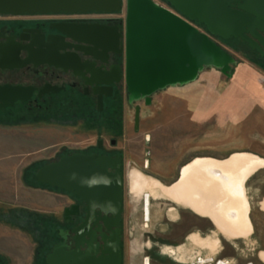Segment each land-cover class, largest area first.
<instances>
[{"label":"rangeland","instance_id":"rangeland-1","mask_svg":"<svg viewBox=\"0 0 264 264\" xmlns=\"http://www.w3.org/2000/svg\"><path fill=\"white\" fill-rule=\"evenodd\" d=\"M189 24L195 29L194 24ZM198 29L206 34L201 26ZM218 44L229 53V44ZM219 61V67L226 63L225 58H219ZM204 65L205 62H199L195 66L193 77L199 72L195 81H188L180 89L158 90L148 97L149 104L145 103V97L130 102L126 92L119 124L104 123L97 127L83 118L51 116L0 122V264H36L37 249L44 234L41 224L51 219L50 211L56 203L49 189L26 185L22 179L26 168L48 162L62 147L84 148L94 144L98 136L106 143L114 140L116 148L124 151V264H145L147 260L150 264H262L259 253L264 252V230L255 232L256 245L237 241V251L225 247L220 256L226 257L227 261L221 263L218 257L211 262L196 257L188 261L184 258L174 262L167 257L162 262L154 261L143 240L148 231V191L143 190L139 196H134L127 188L126 174L131 169L161 181H164L166 172L172 170V176L166 177L170 180L176 165L192 155H222L221 151L210 147L225 150L227 146H235L239 149L237 147L245 146L244 142L246 146L252 142L250 146L264 155V98H251L253 95L245 92L239 86L240 81L237 82L244 78L247 79L245 82L252 80L263 88L264 71L259 73L260 69L240 57L227 75L218 68ZM255 84L251 86V93H257ZM260 92L264 95V90ZM229 95L235 96L238 105L235 112L243 118L235 121L219 119V116L228 114ZM131 97L136 99L139 93L131 91ZM136 109L137 130L134 129ZM245 129L248 131L246 136L240 133ZM228 130H236V135L227 138ZM148 152L152 160L146 163ZM249 172L246 171L245 178ZM260 172L259 190L251 192L253 222L260 219L255 198L257 194L259 199L264 196V169ZM260 226L263 225L257 224Z\"/></svg>","mask_w":264,"mask_h":264},{"label":"flooded vegetation","instance_id":"flooded-vegetation-1","mask_svg":"<svg viewBox=\"0 0 264 264\" xmlns=\"http://www.w3.org/2000/svg\"><path fill=\"white\" fill-rule=\"evenodd\" d=\"M151 1L157 6L170 11L181 20H186V22L194 24L198 28L201 26L213 42L226 45L222 40L229 41V54L233 59L231 69L234 68L237 59L240 57L264 71V21H259V26L252 27V32L247 31L245 28L242 33L243 38L230 36L227 39H222L217 35L209 34L203 24H197V20H188L174 10L165 0ZM242 3L243 0H234L229 4V8L238 12L240 11L238 5ZM240 12L242 13V11ZM248 16L252 18V16ZM125 17V5L120 11L112 14L89 12L0 15V49L10 52V54L4 53L2 62L4 67H0V85L30 86L35 89L28 101L24 103L16 102L11 107L0 109V122H14L45 115L49 116L52 109L56 110L61 103H64V106L67 105V109L73 114L69 117H83L84 115L89 121L90 118L94 120L107 118L110 122L119 124L122 121L123 100L127 95L124 63ZM193 21L197 23L195 24ZM104 28L114 29L117 32L121 30L122 36L116 38L115 43L113 39L115 47H109V50L106 51H104L103 45L105 43L102 36L99 40L96 38L95 42L100 47H97L95 52L92 51V53L98 59L75 51V43L62 35V30L70 33L78 29L85 31L93 29V32H102ZM31 41L41 45L50 43L56 46L69 45L67 49L58 51V53L60 55L66 53L70 59L78 58L81 65H85L96 75H102L103 72L118 67L121 77L110 84V91L99 89L102 87L99 85L94 93L95 85L85 84V77L87 76L85 69L74 73V70L69 69L67 72H63L47 64L36 67L32 64L15 67L12 64L15 59L23 61L28 57V51L22 48L28 46ZM82 47L90 52L93 46L82 45ZM1 61L2 54L0 53ZM44 88L47 90L46 93L39 95L38 92ZM98 96H100L99 104ZM85 109L88 111L84 112ZM51 117L60 118L63 116L57 114ZM94 120L91 121L100 124V126L108 123ZM134 129L137 130L136 118ZM72 154L109 157L120 161V172L123 177L121 213L118 217L115 216L113 214L116 211L114 207L108 206V202L104 203L101 198H98L97 201L86 202L73 194L51 188L49 192L55 197L56 203L51 219L48 220L44 228L39 246L42 251L45 248L47 249L44 252L43 264H49L47 263V257L50 254L53 255L51 264H107L112 258L115 247L120 250V264H124V151L116 148L114 140L110 139L106 143L98 136L94 144L84 148H60L55 156L48 162L41 164L37 170L43 165L56 162L64 155L69 156ZM37 170H35L33 176L26 175L24 171L23 181L26 182L31 178L36 181L35 174ZM109 171L114 173L113 170ZM147 264H150L148 260Z\"/></svg>","mask_w":264,"mask_h":264},{"label":"water","instance_id":"water-1","mask_svg":"<svg viewBox=\"0 0 264 264\" xmlns=\"http://www.w3.org/2000/svg\"><path fill=\"white\" fill-rule=\"evenodd\" d=\"M174 10L188 20H197L203 24L209 34L217 35L222 39L230 36L243 38L245 28L252 32V27L259 26L264 21V0H243L238 5L240 11L235 12L229 8L234 0H165ZM125 4V30H124V56L125 80L128 99L130 102L148 97L154 92L165 88V85L178 74L187 70L196 61L205 60L204 67L211 66L220 69L227 75L233 59L219 44L213 42L208 35L198 33L188 22L181 20L170 11L154 4L151 0H0V15H36L57 13H117ZM248 15L252 16L249 17ZM102 33V35H101ZM63 37L75 43L74 50L86 56L100 47L95 39H104V51L115 47V39L121 38L120 32L104 28L102 32L76 30L70 33L62 30ZM114 39V43H113ZM49 40V38H48ZM82 45L93 46L90 52ZM107 45V46H106ZM69 45L39 44L31 41L22 49L28 51V57L23 61L12 64L23 67L32 64L34 67L47 64L55 69L67 72L85 69L86 85H101V90H111L110 84L120 77V69L111 68L102 75L94 74L88 67L81 65L78 58L70 59L66 53L59 54ZM0 67H4L2 51ZM218 58H225L226 63L217 67L213 63ZM101 77V78H100ZM107 79V80H106ZM165 83L161 88L157 84ZM172 84V83H169ZM46 88V87H45ZM38 93H46V89ZM138 90L139 97L132 98L131 90ZM34 88L30 86L0 85V109L11 107L14 103L28 101ZM98 104L100 96H98ZM138 119V110H135ZM109 170H113L111 173ZM35 179L39 184L56 188L73 194L82 200L97 201L102 199L108 206L114 207L113 213H121V191L123 177L120 172V161L109 157L86 156L83 154L64 155L59 160L40 167ZM111 210V208H109ZM53 255L47 257L51 264ZM120 250L115 247L112 258L107 264H120Z\"/></svg>","mask_w":264,"mask_h":264},{"label":"crops","instance_id":"crops-1","mask_svg":"<svg viewBox=\"0 0 264 264\" xmlns=\"http://www.w3.org/2000/svg\"><path fill=\"white\" fill-rule=\"evenodd\" d=\"M195 30L199 33V29L197 26H195ZM258 71L259 73L262 72L261 70ZM198 74L199 72L196 74L195 78L190 80L189 82L195 81ZM245 80L247 79L242 78L237 80V82L240 81L239 86L243 88L245 92H250V94L253 95L251 96V98H254V96L256 98L258 97L259 99L261 98L260 96L264 98V95L260 94L261 93L260 91L264 90V86L262 88V86L255 84L254 82H252V80L250 81V83L247 81L245 82ZM187 83H172V84L167 83L165 85V88L180 89L181 87H184V84ZM254 84L257 88L256 91L257 93H251V86ZM227 98H228L227 100L228 105L226 110L228 114L227 116L226 115L219 116V119L227 120V121L230 120L235 121L243 118V116L241 117V115H239L237 111L235 112L238 106L235 96L229 95L227 96ZM223 112L226 113V111ZM240 133L246 136L248 134V131L245 129L244 131H240ZM234 135H236V130H230V131L228 130L226 133V136L229 139L232 138ZM243 145H245L243 148L237 147L239 149H236L235 146L234 147L227 146L225 150L223 149L219 150L218 148L210 147L215 151H221L222 153L221 156H215L210 154L192 155L191 157L184 159L182 162L176 165V171L173 174L174 176L170 177V180L166 177H168L173 172L172 170L170 172L169 171L166 172L167 174L164 178V181L149 177L154 181H156V183L163 188L177 190L176 188H179L182 184V179H183L182 175L184 170L190 169L192 171L193 168L197 169V166L198 168H202L203 166L207 165L209 168L205 169L204 173L207 170V175L209 177L210 176L213 177V169L210 170L211 165H215V164L225 165V163L231 161L235 156L248 155L250 156V160H251L250 163H252L251 165L248 164L247 171L249 170L250 172L247 174V177L242 182L243 208L241 210L242 211L241 222L237 221L236 210H234L235 207L233 205L232 207L230 202L228 209H226L227 208L226 206L224 207L222 212L216 214L217 210H215V212L211 214V212H213L214 210L210 212L204 208L199 209V206L197 205L199 203L198 197L196 198L195 195L192 197L185 196V193L187 191L180 190L179 192L177 191L173 192L172 197H168L164 193L162 194V192H160L161 190L159 191L158 189H156L155 192H153L154 196H152V192H148L147 206H146V220H147L148 231L147 234L144 236L143 240L144 242H146L149 253L152 254L154 261L162 262L164 260L163 258L165 259L169 258L170 260L177 261V259L173 258V256L164 253L163 251L165 249H172L175 254L178 252V249L180 248L183 249V252L185 254L184 257L188 258L186 259V261L192 260L196 257L197 260L211 262L214 260L215 257H218L220 258L218 262L221 263L227 261L226 257L220 256L222 254L223 249H225V247L230 246L235 251H237V246H238L237 241H242V243L247 242L249 246H253L254 244L256 245V240L255 238H253L255 236V232L264 230V222L262 219L263 217L262 215H264V209H263L264 196L261 199H259L257 194V197L255 198L256 213L259 214L260 219L259 222L258 221L253 222L251 218L252 206H253L252 205L253 194L251 192H257L259 190L258 185L259 183H261V173H262L260 171L264 169V155L255 151L256 150L255 147L250 146L252 145V142L250 143L249 146H246V142H244ZM221 148L223 147L221 146ZM148 157L149 158L148 161H146V163H149V160L150 161L152 160V155L150 152H148ZM154 161H155V157H154ZM132 170H136V169H131L126 174L127 188L131 195L139 196V194H141L142 192L139 193L131 190L130 174ZM221 172H222L221 176L223 180H228V182L224 181L223 183L224 188H226L225 192H227L228 194H230V192L235 194V187H234L235 173L233 174L232 177V188H231V182H230L231 173L228 171L226 175L225 173H223L222 170H217V173L220 174ZM204 173L202 175H204ZM199 174H200L199 171H196L194 174H192L193 184L197 183L195 179L199 180ZM196 210H198L199 212ZM50 212L52 214L53 208ZM213 215L215 216L218 215L222 220L224 219L223 222L221 223L224 225L223 228H226L229 231V233L231 232L230 235L223 233L220 230L222 227H220V229L218 228L217 226L218 221L215 219V217H213ZM257 224L258 225L262 224L263 226H260L261 227L260 228L257 227ZM238 226H240L239 229H234L235 227ZM263 256H264V252L259 253V258H260L259 260L261 261L262 264H264V259L262 258ZM145 264H147V261H145Z\"/></svg>","mask_w":264,"mask_h":264},{"label":"bare ground","instance_id":"bare-ground-1","mask_svg":"<svg viewBox=\"0 0 264 264\" xmlns=\"http://www.w3.org/2000/svg\"><path fill=\"white\" fill-rule=\"evenodd\" d=\"M203 60L204 59H200V60L196 61L192 66H190V68H188L187 70L178 74L177 76H175L174 78L170 79V81H167V82H169V83H187L188 81L192 80L194 78L193 77V71H194L195 66L198 65L199 62H205ZM213 64L215 66L219 67L221 64L219 61V58L216 59ZM164 84L165 83H159L156 86L158 87V86H162ZM131 91L134 94L139 93L138 90L133 89ZM214 162H216V161H214ZM250 162H251L250 157L235 156L231 161H229L228 163H225V165H222V164L211 165L210 170L213 169V177H211V176L209 177L207 175V170L204 173V170L209 168L207 165L203 166L202 168H198V166H197V169H199V170H197L195 168H193L192 171L190 169L184 170L183 175H182V177H183L182 184L179 188H176L177 190L163 188L159 184H157L156 181H154L153 179L145 176L144 174H142L136 170H132V172L130 174V186H131L132 191L139 192V193L143 192V190H147L148 192L153 193V192H155L156 189H158L159 191L161 190L160 192H162V194L164 193L168 197H172L173 192H176V191L177 192H179L180 190L187 191L185 193V196L192 197L195 195L196 198L198 197L199 203L197 202L198 203L197 205L199 206V209L204 208L210 212L214 210L213 212H211V214H213L215 212V210H217L216 214L222 212V210L226 206H227L226 209H228L229 205H230L229 202H230L231 206L233 205L235 207L234 210H236L237 221L241 222V220H242V218H241L242 217V211L241 210L243 208V205H242L243 204L242 203L243 202L242 182L245 179L244 175L246 174L248 164L249 165L252 164ZM217 170H222L223 173H225V174H227L228 171L231 173V181H230L231 182V188H232V177H233V174L235 173L234 174V177H235L234 178V180H235L234 181L235 194L232 192H230V194L225 192L226 188H224L223 183H224V181L228 182V180H223V178L221 176L222 172L219 174V173H217ZM196 171H199V173H200L199 174V180L195 179V181L197 183L193 184L192 174H194ZM203 173H204V175H202ZM177 199H179V198H177ZM263 207H264V202H263ZM192 208H193V206H192ZM196 211H198V210H196ZM213 217H215V219L218 221V223H217L218 228L220 229V227H222L220 230L223 233L230 235L231 232L229 233V231L226 228H223L224 225L221 223V222H223L224 219L222 220L220 218V216H218V215L217 216L213 215ZM230 219H231V217H230ZM239 228H240V226L235 227L234 229H239ZM197 241H198V239H197ZM216 241H218V240H216ZM213 243H214V241H213ZM163 252L170 254L171 256H173L178 261L184 260V258H185L184 257L185 254L183 252V249H180V248L178 249V252L175 254H174V251L172 249H165ZM186 259H188V258H186Z\"/></svg>","mask_w":264,"mask_h":264},{"label":"trees","instance_id":"trees-1","mask_svg":"<svg viewBox=\"0 0 264 264\" xmlns=\"http://www.w3.org/2000/svg\"><path fill=\"white\" fill-rule=\"evenodd\" d=\"M225 44H229L230 42L229 41H227V40H222ZM61 105H63V106H61ZM86 111H88L87 109H85V111L84 112H86ZM44 115H45V113H43ZM42 114V115H43ZM57 114H60L61 116H63V117H69V115H73L72 114V112H69V110L67 109V105L66 106H64V103H61L60 104V107L58 106V108H56V110L55 109H52L51 110V112H49V116H56ZM41 115V114H40ZM74 115H78V114H74ZM45 116H47V115H45ZM75 118H77V119H80V118H83V119H85L86 121H88L89 123H91V124H94V125H96L97 127H100V124H96V123H94V122H92L91 120H94V119H92V118H90L91 120L89 121L87 118H86V116H84L83 115V117L82 116H75ZM94 121H97V122H108V123H112V122H110V120H108L107 118H104V119H101V118H98V119H96V120H94ZM99 125V126H98ZM40 165H37V166H35V167H33V166H30V167H28L26 170H25V174L26 175H31V176H33V173L35 172V170H37V168L39 167ZM26 185H28V186H30V187H33V188H39V189H49V190H51V188L50 187H48V186H46V185H43V184H39L37 181H35L34 179H29V180H27L26 182ZM48 223V220H46L45 222H42V224H41V227L43 228V226H44V228H45V226H46V224ZM43 225V226H42ZM47 249L45 248L43 251H42V249H40V247L37 249V253H36V264H43V256H44V252L46 251Z\"/></svg>","mask_w":264,"mask_h":264}]
</instances>
